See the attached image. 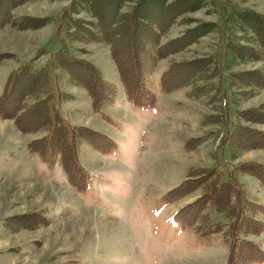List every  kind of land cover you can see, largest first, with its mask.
Instances as JSON below:
<instances>
[{
	"label": "rangeland",
	"instance_id": "374dc122",
	"mask_svg": "<svg viewBox=\"0 0 264 264\" xmlns=\"http://www.w3.org/2000/svg\"><path fill=\"white\" fill-rule=\"evenodd\" d=\"M69 1L33 0L13 8L14 16H50L55 20L34 29L19 30L10 24L5 25L2 34L7 35L8 40L7 43L0 40V47L10 49L4 51L10 52L13 57L7 58L10 59V67H0V93L7 77L2 82L6 69L13 66L15 69L20 63L33 58L38 50L34 54H31V50L51 32L52 24L50 41L46 40L48 44L44 47L46 52L36 57L33 66L40 68L49 62L51 54L58 48L54 42L57 19ZM129 5V2L126 3L120 10L125 11ZM238 8H250L264 14V0H209L206 6L183 15L196 18L195 22L181 23V16L170 26L168 33L161 38L162 43L196 25L198 19L216 23L214 30L200 37L197 42L167 54L158 61L152 74L155 93V105L152 108L140 109L130 105L120 92V79L118 83L115 82L119 86L116 103L105 106L103 111L110 117V122L106 121L110 124L106 123V134L116 140L118 147L107 155L89 147L83 153V158H80L82 166L90 173V181L93 180L92 175L94 177L92 195L79 192L71 186L60 164L49 167L40 161L37 154L26 148V142L40 136V132H21L11 118H0V229H4L2 222L5 217L29 214L40 209H46L50 218L58 220L50 228H20L14 234L0 237V243L6 242L9 251L0 254V264H49L50 250L56 244L67 248L86 247L87 251L90 249L84 257L88 264H225L229 249V235L225 232L227 225L221 231L204 233L194 228H181L170 218L177 209L199 196V189L170 205H164L161 196L184 180L191 167H217L222 171L229 170L233 164L241 161L264 163L263 149L243 150L232 161L229 159L228 146L220 142L222 133L226 128H231V123L235 121V109L264 102V89H258L257 94L247 99H238L236 105L228 102L229 125L224 127L216 122H204L208 114L220 113L221 99H212V94L220 95L217 83L213 91L202 94L197 91L193 95L189 94L190 86L163 92L159 80L161 72L172 61L220 55L227 33L230 35L231 25L226 15ZM80 15L93 19L85 12ZM70 45L72 54L89 59L103 72L105 78L114 79L117 68L106 43L73 41ZM44 54L48 55L45 63L40 66L39 63L35 64ZM254 69L264 72V59L232 67V70L241 71ZM222 74L221 89L226 86L228 72ZM58 83L60 89L68 92L63 89L69 83L66 74L59 73ZM75 92L79 97L78 106L83 107L85 113H79L72 109L73 106L67 105L64 117L72 124L103 132L102 122L105 120L93 111L87 90L76 86ZM64 101L67 99L62 104ZM243 124L264 131V124ZM194 136L207 138L192 149H185L184 142ZM92 150L96 154L90 153ZM61 173L66 179L65 184L56 183ZM239 179L248 198L264 204V188L260 181L248 174H240ZM207 211L212 221L226 222L222 213L212 208H207ZM250 237L258 240L264 248V231L251 234ZM11 246L16 249L10 250ZM58 263L55 261L53 264Z\"/></svg>",
	"mask_w": 264,
	"mask_h": 264
},
{
	"label": "trees",
	"instance_id": "16d2710c",
	"mask_svg": "<svg viewBox=\"0 0 264 264\" xmlns=\"http://www.w3.org/2000/svg\"><path fill=\"white\" fill-rule=\"evenodd\" d=\"M28 1L33 0H0V29L6 24L19 30L34 29L55 20L50 16H14L13 8ZM208 1L70 0L57 19L54 42L58 48L51 54L49 62L40 68L33 66L36 57L46 52L45 48H40L33 58L20 63L7 75L0 93V118H11L21 132H40V136L26 142V148L49 166L60 164L69 184L77 191L85 192L91 176L81 164V146L87 144L99 153L109 154L117 148V142L106 133L72 124L64 117L60 108L62 101L72 99L73 95L60 89L59 73L67 74L70 84L87 90L93 111L107 122L110 117L103 108L114 102L118 87L106 79L92 61L72 54L71 42L106 43L127 101L141 109L152 108L155 105L152 74L158 61L197 42L213 31L216 23L198 19L196 25L180 35L163 43L161 38L179 17L206 6ZM128 2L129 7L121 11ZM83 12L93 19L82 17ZM226 16L231 25L230 35L226 32L220 55L172 61L161 72L159 80L163 92L190 86L189 94L193 95L197 91L199 94L211 92L218 84L220 97L212 94V99H221L220 113L208 114L204 122H216L224 127L229 125L228 102L236 105L238 99H247L257 94L258 89H264V72L232 70L239 63L264 59V14L250 8H238ZM196 20L190 16L179 19L181 23ZM10 57H13L10 52H0V65ZM224 71L228 72L227 82L221 89ZM214 77L216 80H212ZM234 114L231 128H226L220 137L221 144L228 146L232 161L243 150H264V131L243 124H264V102L237 107ZM205 138L189 137L184 148L190 150ZM240 174L256 177L264 188V163L247 160L222 171L217 167H191L185 179L165 192L161 200L164 205H170L199 189V196L177 209L171 220L181 228H194L204 233L221 231L227 225L229 249L225 264H261L264 263V248L250 235L264 231V204L248 198ZM207 208L222 213L226 222L212 221ZM49 223L47 211L40 209L29 214L9 215L2 225L17 231Z\"/></svg>",
	"mask_w": 264,
	"mask_h": 264
},
{
	"label": "crops",
	"instance_id": "0c3cea01",
	"mask_svg": "<svg viewBox=\"0 0 264 264\" xmlns=\"http://www.w3.org/2000/svg\"><path fill=\"white\" fill-rule=\"evenodd\" d=\"M6 26H9L8 24L6 25ZM6 26H4L3 28H2V30L0 31V40H2L3 42H5V43H7V40H8V36L7 35H5V34H2V32L3 31H5V29H6ZM52 31H53V28H52V24H51V32H49L47 35H46V37L44 38V39H42V41L41 42H37V44H35L34 45V47H33V49L31 50V54H34V53H36L35 51H37V50H39L40 48H44L47 44H46V40L49 42L50 41V39H49V36L51 35V33H52ZM41 37V36H40ZM3 49V50H2ZM4 50H10V49H8V48H2V47H0V51H4ZM30 54V55H31ZM47 58H48V55L47 54H44V55H42V56H40L36 61H35V64L36 63H39V65L38 66H40V65H42V64H44L45 63V61L47 60ZM9 60L10 59H6V60H4V63L2 64V65H0V67H10V65H8V63H9ZM25 60V59H24ZM23 61V60H22ZM13 63V62H12ZM13 67H15V66H13ZM13 67H11V68H8V69H6V71L4 72V75H3V78H2V82L4 81V78L7 76V74H8V72L11 70V69H13ZM115 67V66H114ZM1 69V68H0ZM116 69V68H115ZM65 74V73H64ZM67 75V74H66ZM114 79L112 80V81H114V82H117V81H119V74H118V71L116 70V74L114 75V77H113ZM106 79H107V77H106ZM2 82H1V84H2ZM67 82H68V79H67ZM118 83V82H117ZM2 86H3V84H2ZM120 86H121V82H120ZM69 87H70V89H69ZM71 87L74 89V90H72L71 89ZM1 89H2V87H1ZM64 90H66V91H68L69 93H71L72 95H73V98L72 99H68L67 101H64L63 102V104H61V108H62V110H63V112L64 111H66L65 110V108H67L68 109V106L67 105H69V107L70 106H73V110H78V112L79 113H85V110H82V108L83 107H81V106H78V95L76 94V92H75V90H76V86H73V85H71L70 83H68V87H66V88H63ZM121 89H122V87H121ZM79 91H84V90H79ZM121 92V94L124 96V93H123V89H122V91H120ZM86 93V92H85ZM118 95V94H117ZM117 97V96H116ZM124 98H125V96H124ZM126 100V99H125ZM69 101V102H68ZM115 103H116V99H115V101H114V103H113V105H115ZM112 105V106H113ZM121 105H123V101L121 102ZM120 107V106H119ZM118 107V108H119ZM65 113V112H64ZM108 113V112H107ZM109 114V113H108ZM111 117H112V115L111 114H109ZM99 118V117H98ZM106 121L105 122H102V131L104 132V133H107L106 132ZM108 125H110L109 123H107ZM87 149H89V146H87V145H82L81 146V148H80V158H83V153H85V151L87 150ZM90 153H93V154H96V152L95 151H93L92 150V152H90ZM98 153V152H97ZM56 166V165H55ZM59 179H57L56 181V183H64L65 184V181H66V179L65 178H63V175H62V173H61V176L60 177H58ZM64 179V180H61V179ZM92 181H91V185H90V188L88 189V191H86L85 193H87V194H93L94 193V189H93V186H92V183H93V181H94V177H93V175H92ZM91 190V191H90ZM94 195H96V194H94ZM93 195V196H94ZM46 210V209H45ZM47 211V210H46ZM50 216V215H49ZM56 219H53V217L52 218H50V223L48 224V225H45V226H40V227H35V228H24L25 230H33V229H35V230H39V229H42V228H44V227H48L49 226V228L50 227H52L53 225H56V222L58 221V220H56ZM20 230H23V228L22 229H20ZM19 230V231H20ZM18 231V230H17ZM16 231H11V230H9V229H0V237H7V235L8 234H14ZM24 239H26V238H24ZM61 244H56L54 247H53V249L52 250H50V257H49V264H53L55 261H59V263L58 264H88L89 262H88V260L87 259H85L84 257L85 256H87L88 255V253L90 252V249H89V251H87V248L86 247H81V248H67V247H63V246H60ZM6 246H8V244H6V242L5 243H0V254H3V253H8L9 251H7V248H6ZM88 246V248H90V246L89 245H87ZM67 249H69L70 251L68 252V250ZM75 249H77V250H75ZM75 250V251H74ZM92 253H94V252H92ZM76 254H77V257H76ZM61 262H63V263H61Z\"/></svg>",
	"mask_w": 264,
	"mask_h": 264
},
{
	"label": "bare ground",
	"instance_id": "6f19581e",
	"mask_svg": "<svg viewBox=\"0 0 264 264\" xmlns=\"http://www.w3.org/2000/svg\"><path fill=\"white\" fill-rule=\"evenodd\" d=\"M3 129V128H2ZM45 183H48V182H45Z\"/></svg>",
	"mask_w": 264,
	"mask_h": 264
}]
</instances>
